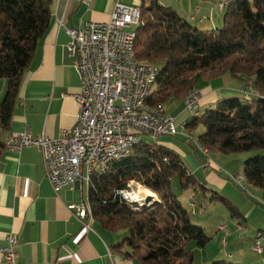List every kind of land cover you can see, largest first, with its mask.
<instances>
[{
  "label": "trees",
  "instance_id": "16d2710c",
  "mask_svg": "<svg viewBox=\"0 0 264 264\" xmlns=\"http://www.w3.org/2000/svg\"><path fill=\"white\" fill-rule=\"evenodd\" d=\"M141 1L135 57L140 64L157 66L146 104L164 106L172 98L183 102L198 91L200 81L225 74L241 79L242 87L251 82V98L223 99L213 109L190 117L184 128L202 126L198 145L207 153L264 150V0H233L223 11L222 27L211 31L198 30L157 0ZM51 2L0 0V79L7 82L0 102V129L4 132L10 127L22 76L48 30ZM151 143L142 142L127 157L110 162L103 173L90 178L87 200L93 219L110 233L124 231L115 248H125L122 254L140 264H193L188 246L203 249L211 239L191 223L189 213L171 191V182L178 178L185 190L207 191L177 153L156 141ZM4 150L0 142V156ZM242 170L244 182L260 190L264 200V156L249 157ZM131 182L151 191L160 203L137 211V204L122 202L115 192L127 191ZM211 196L233 216L238 214L221 195Z\"/></svg>",
  "mask_w": 264,
  "mask_h": 264
},
{
  "label": "crops",
  "instance_id": "0c3cea01",
  "mask_svg": "<svg viewBox=\"0 0 264 264\" xmlns=\"http://www.w3.org/2000/svg\"><path fill=\"white\" fill-rule=\"evenodd\" d=\"M157 1L173 9L191 25L199 26L198 30L211 31L223 25L226 6L218 11L217 0ZM125 2L128 6L142 5L141 0ZM113 6L114 0H91L88 4L84 0H52L48 30L22 76L9 130L4 132L0 129L1 143L9 134L22 133L26 129L33 136L44 135L54 139L62 129L73 127L78 106L72 96L79 90V76L75 57L68 51L69 37L63 28H59V23L64 28H79L85 22L106 23ZM195 7L199 8V14L192 20L190 17ZM242 85L241 79L227 74L218 79L200 81L195 88L203 96L200 115L213 109L221 100L238 96ZM6 88V80L0 79V102ZM178 104L180 111L170 113L176 119L178 134L160 138L156 144L174 151L187 161L192 174L200 179L206 191L221 195L238 213L231 218L223 215L221 219L212 218V214L208 217L195 214L193 221L190 218L191 223L201 228L211 240L215 237L221 245L210 251L208 247L199 249L193 246L190 251L193 255L195 251L201 254V264L221 261L264 264L262 192L244 180L240 184L228 180L227 173L235 172L230 168L235 159L211 156L209 152L210 165L204 168V153L191 132L184 128L189 118L185 115L183 102ZM164 112L167 114L165 108ZM245 159L246 156L243 162ZM220 168L224 171H219ZM87 194L85 181L68 185L54 194L37 149L24 148L18 154L4 150L0 156V247L6 244V236L12 233L18 243V264H140L122 254L125 248H115L121 244L117 233L104 230L95 221L90 230H84L82 223L69 212L71 204L89 203L84 201ZM205 200L203 197L202 204ZM195 204H198L196 199ZM238 225L243 226L244 233L237 229ZM257 233L263 234L261 254L252 248L254 234ZM223 237L225 240L221 239ZM194 261L193 257V264Z\"/></svg>",
  "mask_w": 264,
  "mask_h": 264
},
{
  "label": "built area",
  "instance_id": "2783aa9c",
  "mask_svg": "<svg viewBox=\"0 0 264 264\" xmlns=\"http://www.w3.org/2000/svg\"><path fill=\"white\" fill-rule=\"evenodd\" d=\"M91 0H84L88 4ZM125 0H114V6L106 23L85 22L79 28H63L69 37L68 51L75 57L79 76V90L72 97L78 106L75 124L70 129H62L57 138L44 135L33 136L29 129L5 138L4 146L9 152L20 153L24 148H35L42 156L45 176L54 194L64 187L83 181V171L90 165L99 164L102 159L115 152H126L128 141L133 137H174L178 134L175 117L166 114L162 119L143 117L148 95L147 80L157 66L145 63L140 67L141 81L133 82L132 67L128 58V32L130 24L136 22L139 6H124ZM218 11L225 0H218ZM199 14L195 7L190 19ZM198 19V18H197ZM201 21V20H199ZM238 94L251 98L249 88H240ZM203 96L201 92L192 97L184 111L195 117ZM159 105V104H158ZM203 154V151L200 150ZM204 156V155H203ZM205 158V156H204ZM210 162L205 159L204 168ZM236 184L234 174L227 176ZM140 186V185H139ZM142 190L146 188L140 186ZM118 198L130 203V198L119 190ZM148 201L154 206L159 201ZM68 210L90 230L82 202L71 204ZM225 230L224 227H220ZM263 238H254L253 249L261 254ZM17 239L14 234L6 236V244L0 247L2 264H18Z\"/></svg>",
  "mask_w": 264,
  "mask_h": 264
},
{
  "label": "rangeland",
  "instance_id": "374dc122",
  "mask_svg": "<svg viewBox=\"0 0 264 264\" xmlns=\"http://www.w3.org/2000/svg\"><path fill=\"white\" fill-rule=\"evenodd\" d=\"M123 5L124 6H128L127 2H124ZM134 6H136V5H134ZM192 26L195 27V28H199V26H196V25H192ZM136 28L137 27H133L132 30H134V32H135ZM248 83L249 82L246 83L244 88L248 85ZM240 97H241V95H240ZM255 97H257V95ZM251 100L252 99H250V100H248L246 102H250ZM178 103H179V101H177L174 98H172L171 100H169L166 103H164V108H165L166 112L168 114H170V113H172V114L173 113H178L180 111V105ZM185 115L188 116V118H189L188 120L191 119L188 114H185ZM186 129H187V132H191V134L193 135L194 139L197 140V142H198V137L203 132L202 126L201 125H197L194 129H188V128H186ZM144 139H145V140H143L144 144H153L148 139H146V138H144ZM157 141L158 140H156V143H157ZM214 155H221V156H224V157L227 156V157H229L231 159H235V160H233V163L230 165V168H232L235 172L237 171L238 175L236 176L235 172L234 173H227L226 172V173H227V176H228V174H234L237 177L238 180L239 179L241 180L242 177H243L242 164H243L244 156H246L247 159L250 156L251 157L264 156V150H255V151H251V152L230 154V155H224V154H222V153H220L218 151H212L211 152V156H214ZM181 159L184 162V164L186 165L188 171L192 174V170L189 167V163H187V161H185L182 157H181ZM247 159H245V160H247ZM219 171L222 172L224 170L220 168ZM198 180H200V179H198ZM228 180H230V179L228 178ZM131 183H133V184H131ZM131 183L128 184L127 187H130V189L127 188V190L131 191V188H134V187L138 188L139 185H137L134 182H131ZM171 191L175 195L176 199L181 203V205L187 210V212L189 213V216H190L192 221H193V217H194L195 214H197L199 217H203V216H207L208 217L209 214H212L211 217L212 218L215 217V219H217V218L221 219V218H223L222 217L223 215H225L227 217H230V218L233 216V214L230 212V210L227 208L226 205H224L223 203H220L217 200L216 201H212L211 200V197H212L211 193L212 192H202L200 190H191V189H186L185 190V189H183L180 186L178 178H174L172 180V182H171ZM149 192H151V191H149ZM245 192H247V191H245ZM203 197L206 198V200L202 204V198ZM153 199H155V197ZM195 199L197 200L198 204H195ZM84 201H87V199H84ZM78 204H80V203H78ZM139 207L140 206L138 205L137 208H136L137 211L141 210V209H139ZM153 207H155V206H151V208H153ZM237 229L240 230L242 233H244V231H245V229L243 228L242 225L241 226L238 225ZM117 234H118V237L120 238V240H122L124 235H125L124 231H120ZM262 235L263 234H261V233L254 234V238L257 237V236L263 238ZM224 237H225V234H224ZM224 237L221 238V239H224ZM225 239H226V237H225ZM220 245H221L220 241L219 240L218 241L215 240V237H214V238H212V240H210V242L206 245V247H208V251H210L211 249L213 250V249H217V247L219 248ZM193 246H194L193 244H190L188 246V248L191 249ZM263 248H264V245H263ZM200 255L201 254H198V252H196V251L194 252V255H193V257L195 258L194 264H201L202 258H201Z\"/></svg>",
  "mask_w": 264,
  "mask_h": 264
},
{
  "label": "bare ground",
  "instance_id": "6f19581e",
  "mask_svg": "<svg viewBox=\"0 0 264 264\" xmlns=\"http://www.w3.org/2000/svg\"><path fill=\"white\" fill-rule=\"evenodd\" d=\"M232 1L233 0H225V5L221 6V8L229 5V3H231ZM139 24H140V8L138 9L137 14H136V22L134 24H130L129 32H128V43H129V45H128V58H129L130 63L134 64V66L132 67V74H134L133 75V82H140L141 81L140 67H145V64L138 63V61L136 60V57H135V52H134L135 51L134 50L135 32H134V30H132V28L138 27ZM156 75H157V69L154 68L153 71L150 73L149 78L147 80L148 95H150V93H151ZM246 88L250 89V95H252L254 93L251 82L248 83ZM199 93H200V91H193L192 93H190L187 96V98L183 101V105H189L191 103L192 97L195 95H198ZM245 99H248V98L245 97ZM198 114H199V110H196L195 111V117L198 116ZM164 115H166V114L164 112V107L162 105L152 107V106H148L146 104V110H143V117L144 118L162 119V116H164ZM12 135L13 134H9L8 136H6V138L11 137ZM144 138L148 139L150 142L156 141L154 139V137H133L132 139H130V141H128V147H126V152H115L112 156H108V157L102 159L100 164H99V169L97 168V165H90L88 168H86L85 171H83V181H85L86 184L88 185L90 178L92 176L100 175L101 173H103L106 166L110 162H114V161H117V160H120V159L127 157L131 153V151L133 150L134 147L141 144L143 142V140H145ZM5 150L9 151V147L5 146ZM203 153H204L206 161L210 162V158L208 157L209 154L205 151H203ZM235 178H236V176H235ZM241 180L243 181V179H241ZM241 180L240 179L238 180L236 178V182L238 184L241 183L240 182ZM131 184H133V183H131ZM128 189H130V187H128ZM121 192L125 193L127 195V197L130 198L131 204L139 205L141 207L140 208L141 210L144 208L143 205L147 206L148 201L152 202L155 200V199H153L155 197L153 193L149 192L147 189H146V191L142 190V188L140 186H138V188H136V187L131 188V191L127 190V191H121ZM82 205L84 207V213L86 214V217H87V223L91 227V224L94 222V219L92 216V211H91L90 205L88 203L82 204ZM255 238H261V237L257 236Z\"/></svg>",
  "mask_w": 264,
  "mask_h": 264
},
{
  "label": "water",
  "instance_id": "95a60500",
  "mask_svg": "<svg viewBox=\"0 0 264 264\" xmlns=\"http://www.w3.org/2000/svg\"><path fill=\"white\" fill-rule=\"evenodd\" d=\"M159 203H160V201H156V202H154V206H155V205H158ZM151 206H152V205H149V206L143 205L144 208L142 209V211H143V210L150 209Z\"/></svg>",
  "mask_w": 264,
  "mask_h": 264
}]
</instances>
